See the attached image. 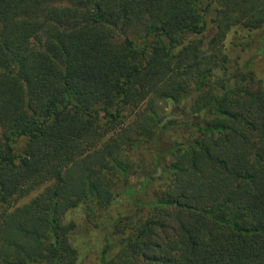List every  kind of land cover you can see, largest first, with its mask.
Segmentation results:
<instances>
[{
	"label": "trees",
	"instance_id": "16d2710c",
	"mask_svg": "<svg viewBox=\"0 0 264 264\" xmlns=\"http://www.w3.org/2000/svg\"><path fill=\"white\" fill-rule=\"evenodd\" d=\"M236 25L264 30V0H0V207L51 181L0 210V264H76L63 217L79 204L116 238L100 264H264V81L229 70ZM183 99L160 184L112 212L131 150L165 128L157 102Z\"/></svg>",
	"mask_w": 264,
	"mask_h": 264
},
{
	"label": "rangeland",
	"instance_id": "374dc122",
	"mask_svg": "<svg viewBox=\"0 0 264 264\" xmlns=\"http://www.w3.org/2000/svg\"><path fill=\"white\" fill-rule=\"evenodd\" d=\"M67 0H58L60 4H65ZM211 16V15H210ZM207 17V25L204 27L203 33L200 38L204 43L208 42L212 36L214 30L212 23ZM118 39L123 37L121 30H116L115 33ZM132 37V36H131ZM136 45L140 44V40L136 38L132 39ZM139 46V45H138ZM227 59L229 70H241L245 71V67L248 66L256 79L264 81V30L252 29L248 30L241 26H233L227 33L224 40L223 49ZM221 74V71L216 69L213 72V77L217 78ZM190 101L183 99L179 106H175L171 101H158L157 107L161 117H164L163 122L165 128L159 133L154 145L148 143H139L130 152V158L133 166L136 167L135 174H131L130 181L124 178L123 181H118L113 186V192L116 194L114 200L112 212L118 215H124L132 210V201L128 200V197L124 194H133L136 192V196L142 200H146V196H151V192L154 188L158 187L161 180L159 178L160 171L154 172V160L159 155L167 161V152L169 148L177 142L185 139L187 136L185 131V125L180 120L179 112H185L189 106ZM145 104H139L136 107H127L124 109V116L121 120L122 125H127L133 121L136 113L144 107ZM176 120V124L171 126L170 122ZM169 122V123H168ZM111 126V125H110ZM109 129L108 126H105ZM152 174L149 179L147 187L141 188L140 184L145 181V175ZM51 184V181L39 183L32 190L17 195L12 198L9 205H2L0 210L10 211L14 207L28 203L32 198L38 195L42 190ZM65 224H73V228L70 231L69 237L73 247L77 250V263L76 264H100L102 250L104 248L106 238H108L113 244L116 242V238L110 235L111 228L108 221L104 218V214L93 216V214L87 213L84 204H79L74 208L68 210L63 217Z\"/></svg>",
	"mask_w": 264,
	"mask_h": 264
}]
</instances>
